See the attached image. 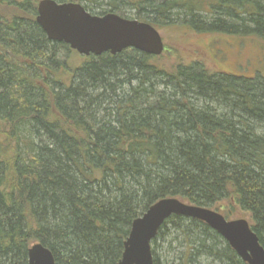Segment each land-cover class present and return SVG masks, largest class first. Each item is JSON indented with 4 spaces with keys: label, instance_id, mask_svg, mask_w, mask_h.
Instances as JSON below:
<instances>
[{
    "label": "trees",
    "instance_id": "obj_1",
    "mask_svg": "<svg viewBox=\"0 0 264 264\" xmlns=\"http://www.w3.org/2000/svg\"><path fill=\"white\" fill-rule=\"evenodd\" d=\"M91 1H105L96 15L264 40V0ZM35 16L0 0V264H28L35 243L54 264H117L133 220L166 197L237 205L264 249V73L168 71L131 48L71 67ZM150 249L153 264H247L178 215Z\"/></svg>",
    "mask_w": 264,
    "mask_h": 264
},
{
    "label": "water",
    "instance_id": "obj_2",
    "mask_svg": "<svg viewBox=\"0 0 264 264\" xmlns=\"http://www.w3.org/2000/svg\"><path fill=\"white\" fill-rule=\"evenodd\" d=\"M35 21L48 40L64 43L83 56L106 52L115 55L128 48L158 56L165 48L152 24L115 13L94 15L76 2L40 0ZM172 215L204 222L243 262L264 264V249L246 219H227L214 209L173 197L159 199L133 220L117 264H153L150 243L162 223ZM27 256L28 264H54L51 252L40 243L31 245Z\"/></svg>",
    "mask_w": 264,
    "mask_h": 264
},
{
    "label": "rangeland",
    "instance_id": "obj_3",
    "mask_svg": "<svg viewBox=\"0 0 264 264\" xmlns=\"http://www.w3.org/2000/svg\"><path fill=\"white\" fill-rule=\"evenodd\" d=\"M39 1L28 0L36 7ZM104 2L82 0L77 3L85 5L90 12L92 11L96 15L95 13L105 8ZM4 10L6 15H9L12 12V7L7 4ZM126 14L128 18L137 19L134 16V9H128ZM178 23L154 26L159 31L165 46L161 56H154L153 59L161 67L173 71L179 62H198L207 70L216 73L250 77L264 73V40L262 38L241 34L192 32L191 29L189 30ZM85 57L74 51L68 58V63L71 67L80 65ZM214 209L222 215L227 214L225 217L227 219L243 218L249 222V215L228 201L219 203Z\"/></svg>",
    "mask_w": 264,
    "mask_h": 264
}]
</instances>
